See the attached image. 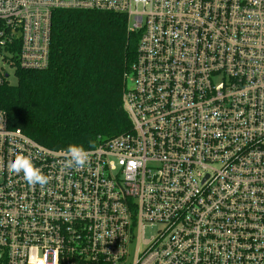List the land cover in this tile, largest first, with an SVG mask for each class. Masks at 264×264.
<instances>
[{"label":"built area","instance_id":"built-area-1","mask_svg":"<svg viewBox=\"0 0 264 264\" xmlns=\"http://www.w3.org/2000/svg\"><path fill=\"white\" fill-rule=\"evenodd\" d=\"M59 10L140 33L132 130L66 170L0 110V264H264V0H0V85L49 67Z\"/></svg>","mask_w":264,"mask_h":264},{"label":"trees","instance_id":"trees-1","mask_svg":"<svg viewBox=\"0 0 264 264\" xmlns=\"http://www.w3.org/2000/svg\"><path fill=\"white\" fill-rule=\"evenodd\" d=\"M140 33L123 13L59 10L52 17L50 64L19 70L0 85V110L11 128L41 145L95 147L132 130L124 109L125 74L136 59ZM94 147V148H95Z\"/></svg>","mask_w":264,"mask_h":264},{"label":"clouds","instance_id":"clouds-1","mask_svg":"<svg viewBox=\"0 0 264 264\" xmlns=\"http://www.w3.org/2000/svg\"><path fill=\"white\" fill-rule=\"evenodd\" d=\"M94 147L95 142L91 139L88 141L87 147L83 144H69L65 150L64 159L59 161L60 167L66 170L83 169L89 163L90 154ZM9 170L22 174L24 180L32 186L39 185L43 188L50 182V178L33 163L31 157L25 154H16Z\"/></svg>","mask_w":264,"mask_h":264},{"label":"rangeland","instance_id":"rangeland-1","mask_svg":"<svg viewBox=\"0 0 264 264\" xmlns=\"http://www.w3.org/2000/svg\"><path fill=\"white\" fill-rule=\"evenodd\" d=\"M11 82L14 84L17 82V79L13 78ZM157 230H158V228H148L146 231V237L150 238L151 236H153L156 233Z\"/></svg>","mask_w":264,"mask_h":264}]
</instances>
